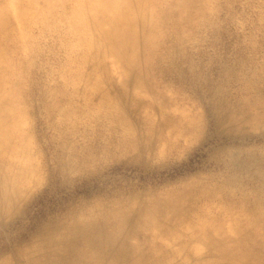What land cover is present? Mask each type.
<instances>
[{
    "label": "rangeland",
    "instance_id": "rangeland-1",
    "mask_svg": "<svg viewBox=\"0 0 264 264\" xmlns=\"http://www.w3.org/2000/svg\"><path fill=\"white\" fill-rule=\"evenodd\" d=\"M61 1L0 0V25L40 35L34 77L53 106L47 113L38 94L35 111L23 106L38 181L23 193L26 213L1 226L0 246L48 215L120 191L186 188L225 216L215 244L192 239L177 264L217 258L234 224H264V0H150L133 25L134 58L92 52L73 107L60 91L65 54L50 34L53 21L67 27L51 9ZM159 238L179 247L168 231Z\"/></svg>",
    "mask_w": 264,
    "mask_h": 264
},
{
    "label": "bare ground",
    "instance_id": "bare-ground-1",
    "mask_svg": "<svg viewBox=\"0 0 264 264\" xmlns=\"http://www.w3.org/2000/svg\"><path fill=\"white\" fill-rule=\"evenodd\" d=\"M149 2L62 0L51 6L58 9L67 24L59 28L57 20L50 23L51 39L58 41L57 48L65 54L70 75L60 88L63 98L66 96L64 101L72 107L75 104L78 82L92 52L97 58L111 51L134 58L133 25L140 21ZM68 5L73 11L66 16L62 10ZM3 26L0 25V228L12 225L26 213L23 193L38 181L39 169L31 157L29 140L21 133L26 117L23 106L28 103L27 112L35 111L31 100L38 94L47 106L46 112L53 109L44 101L46 83L34 77L37 56L42 52L38 48L40 35L25 31L16 34ZM43 31L49 34L46 27ZM102 38L105 44L100 43ZM11 73L16 78H10ZM41 83L45 87L39 91L37 84ZM27 130L34 132V127ZM166 192L127 196L120 191L115 196L110 193L85 200L63 213L48 215L35 221L31 231L25 232L24 228L7 236L0 246V264H177L180 251H193L192 239L215 244L214 234L222 230L217 224L221 225L225 216H216L212 204L204 205L186 188ZM249 222L248 230L234 224L230 227L234 234L226 231L217 242L219 249L212 251L217 258L196 264H264V224L251 228L253 223ZM162 231H168L179 247L167 249L159 238Z\"/></svg>",
    "mask_w": 264,
    "mask_h": 264
}]
</instances>
